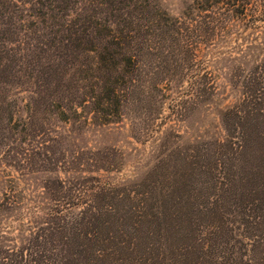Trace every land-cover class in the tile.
I'll return each mask as SVG.
<instances>
[{"label":"rangeland","instance_id":"374dc122","mask_svg":"<svg viewBox=\"0 0 264 264\" xmlns=\"http://www.w3.org/2000/svg\"><path fill=\"white\" fill-rule=\"evenodd\" d=\"M263 50L264 0H0V264H81L85 209L138 224L98 264H264Z\"/></svg>","mask_w":264,"mask_h":264},{"label":"trees","instance_id":"16d2710c","mask_svg":"<svg viewBox=\"0 0 264 264\" xmlns=\"http://www.w3.org/2000/svg\"><path fill=\"white\" fill-rule=\"evenodd\" d=\"M96 39V38H95ZM90 42L93 39H88ZM76 43L81 42V40L75 39ZM72 45V43H70ZM77 45L70 47L73 50L76 49ZM81 52V51H80ZM108 57L103 55L100 59L101 63H108L113 60L114 55L111 52H107ZM257 56H262L261 59L255 60L257 62L254 67L253 76L246 84L245 87L241 90L240 99L238 100L237 106L241 115L240 124L242 128V140L245 147L248 146L249 141H252L253 136L258 134V125L260 120L264 119V50L263 53L257 54ZM130 61H127L129 64ZM117 79V76L115 77ZM108 88L109 84L107 83ZM106 89V88H105ZM107 90V89H106ZM98 111V110H97ZM97 114H102L105 116V113L98 112ZM101 116H98L99 118ZM255 132V133H254ZM244 146V145H242ZM116 216H114L115 218ZM118 218H112L108 213L92 211L91 209H85L80 212V215L77 217V223L80 225V234L73 235L72 238L66 243V252H69L72 256L75 254L77 260L81 264H98L99 261H104L105 257L108 255L106 249H102L101 253L94 255L95 248L93 243L96 239H107L109 244L111 243L110 239L115 234V232H120V229L124 230L130 226L131 228L137 231L136 219L130 215H119ZM84 230V231H83ZM134 231V233L136 232ZM113 233V234H112ZM110 248V247H109ZM112 253H110L111 255Z\"/></svg>","mask_w":264,"mask_h":264}]
</instances>
